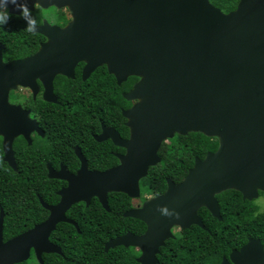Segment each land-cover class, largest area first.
<instances>
[{"label": "water", "instance_id": "obj_1", "mask_svg": "<svg viewBox=\"0 0 264 264\" xmlns=\"http://www.w3.org/2000/svg\"><path fill=\"white\" fill-rule=\"evenodd\" d=\"M35 7L67 10L69 21L63 27L45 20L34 25L32 33L45 41L31 56L3 62L0 44V135L4 162L13 170L11 143L24 121L17 117L19 108L8 102L10 90L36 78L48 82L57 74L71 77L79 62L86 63L83 78L106 66L118 86L129 77L138 81L122 94L134 102L121 113L128 139L114 131L107 136L125 149L119 164L90 172L81 161L76 174L49 168L48 178L67 183L57 193L59 203L49 207L40 200L48 218L5 242L0 209V264L25 262L31 249L40 263L42 254H60L48 238L57 223L69 222L65 212L76 203L88 206L94 197L108 212V193L138 198L139 181L160 162L161 144L176 134L216 138L218 148L196 159L180 183L167 179L162 195L124 213L143 222L145 232L109 240L105 252L137 247L139 264H157L174 226L203 228L196 215L199 207L217 216L215 194L233 189L251 200L264 191V0H239L227 14L208 0H3L0 13L19 16L22 9L33 12ZM238 256L237 264H264L256 240Z\"/></svg>", "mask_w": 264, "mask_h": 264}, {"label": "trees", "instance_id": "obj_2", "mask_svg": "<svg viewBox=\"0 0 264 264\" xmlns=\"http://www.w3.org/2000/svg\"><path fill=\"white\" fill-rule=\"evenodd\" d=\"M208 1L222 13L227 14L235 10L239 0ZM4 12L6 11L1 13ZM27 13V18L23 13L19 16L7 14V21L0 24L3 62L19 60L37 51L43 37L27 31L29 26L32 28L34 25L41 24L43 20L52 25L63 26L69 19L66 11L56 10L53 7L47 10L35 7L33 12ZM29 20L33 21L31 25ZM104 74L110 77L108 72L105 71ZM136 80L130 77L121 86H117L112 77L113 94L110 100L105 96L95 98L86 96L84 99L65 98L62 106L74 107L77 109L76 115L86 112L99 115L98 108L102 107L106 110L105 107L109 106V101L112 107L111 124L122 137H126L128 130L123 125L125 120L120 115V108L129 107L131 103L124 101L120 94L129 90ZM86 139L87 135L83 140ZM216 148V138H207L200 133H189L186 136L175 135L162 143L157 152L160 162L150 167L146 177L140 180L141 197L136 201L141 203L144 195H162L166 190V179H170L175 184L180 183L191 168L193 158L201 159L206 152H213ZM13 149L16 172L9 169L2 161L0 149V209L3 211L2 238L4 242L32 229L34 222L44 220L47 212L40 206L38 197L46 204H55L58 201L55 192L63 185L60 181L47 179L44 163L38 160L25 144L14 145ZM82 149L87 151V147ZM102 151H105L104 155H107V150L101 147H96L89 153L99 154ZM64 164L70 166L72 170L76 168L72 161L64 162ZM88 165L102 170L116 165V161L103 168L100 163H88ZM107 203L109 212L103 210L96 199H93L87 207L83 203L73 205L66 213V217L78 223V227L74 228L68 224L56 226L49 237L50 242L60 248L61 255H41L42 264H137L135 261L137 254L133 253L131 248L117 246L105 252L104 245L109 239L126 233L141 235L145 232V225L138 220L122 216L132 207V200L126 195L108 194ZM242 204V221L237 227L225 228L218 222H205L208 232L197 227L184 230L181 239H168L164 242L156 256L158 264H215L221 253H226L231 248H238L245 243L247 237L263 239L264 211L259 213L256 207L252 208V203ZM188 238L193 242L191 251H189L191 243Z\"/></svg>", "mask_w": 264, "mask_h": 264}, {"label": "flooded vegetation", "instance_id": "obj_3", "mask_svg": "<svg viewBox=\"0 0 264 264\" xmlns=\"http://www.w3.org/2000/svg\"><path fill=\"white\" fill-rule=\"evenodd\" d=\"M64 11L67 12V10H64ZM63 26H60V27H63ZM44 41L45 39L43 38L42 42ZM40 43L38 45V49L40 47ZM85 66H86V63L79 62L74 67L73 75L71 77H66L64 75L57 74V75H54L52 79L48 82H46L45 80L43 81L40 78H36L32 84L26 87L19 85L16 87V89L10 90L8 93L9 104L19 108V111H21V115H17V117L24 121L23 126H19L16 128L20 130L19 132L21 134L18 133L17 135H14L13 141L11 143V153H12L14 163L16 162L14 159V149H13L14 145L16 146L17 144H19L20 146H23V144H25L30 150V152L34 153L37 159L44 163L47 179L57 180L63 183V185H61V187L55 192L56 196L58 197V201L55 204H46L43 202V200L40 197H38V202L41 207L42 205H41L40 200L49 207L56 206L60 201V197L57 195V193L61 189L67 186V183L63 180L48 178L49 168L53 171V173H56V172H59L60 169L63 167L68 173L76 174V172L79 170L81 166V161H84L86 163V168L88 171L103 172V171H107L115 167L116 165H118L120 157L125 154L124 148L115 146L112 140L107 137L113 131L116 132L119 138L122 140H127L129 137V131L126 137H122L121 134L111 124L112 107L109 101H108L109 106L105 107L106 110L103 109L102 107L98 108L100 111L99 115L94 114V113H88V112L84 114L79 113L78 115H76L75 112L77 111V109H75L74 107L66 108L62 106V103L63 101H65V98L84 99L86 96H89V98L105 96L108 100L111 99V96L113 94V86L111 83V78L113 76L110 75L109 78L106 77V75L104 74L105 71L107 72L106 66L97 67L87 77L83 78V70ZM136 79L137 80L135 82L138 81V78ZM129 90L122 92L120 94L121 97H122V94L129 92ZM130 103L132 105L134 102H130ZM131 105L126 108H120V115L122 116L121 114L122 111L129 109ZM124 120L125 121L123 125L125 126L126 119ZM97 125H99L98 128H97ZM86 135H87V139L84 141L83 138H85ZM99 137H103L105 139L98 141L97 139ZM82 147H87V151L83 150ZM96 147L105 148V150H107L106 151L107 155H104L105 151L99 152V154L97 153L90 154L89 152H92V150L96 149ZM217 148H218V140H217ZM217 148L215 149V151L217 150ZM0 149L2 152L1 159L4 162L5 154L3 150V136L2 135H0ZM213 152H209V151L206 152L203 158L201 159L197 157L193 158L192 166L191 168L188 169V171L193 168L194 161L196 159L201 161L205 158L207 153H213ZM69 161L74 162L75 167H76L74 168V170H72V168H70V166H68L67 164L66 165L64 164V162L69 163ZM114 161H116V165H111L108 168H105L102 170L91 168L88 165V163H100L101 168H103L107 166L109 163H113ZM4 163L12 171L14 172L17 171L16 163H15L16 170H13L11 167H9L8 163L6 162ZM139 190H140V194L138 198H129L127 196L129 199L132 200V207L128 209L127 211H125L124 213L129 212L131 210L140 209L143 203L147 199L158 197V196L144 195L143 196L144 200L140 203L139 201H136V199H139L141 197L140 184H139ZM232 192H235L236 194H231ZM108 194H111V193H108ZM213 197L217 204V208H218L217 216L218 217L212 215L206 207H199L196 211V215L198 217V220L201 222L203 228L197 225H193V224L189 225L187 229H180L178 226H174L171 229V233L173 236L171 238L172 240L181 239L183 237L182 236L183 231L189 230V229L191 230L192 227H197V228H200L208 232V230L205 227V222H209V223L218 222L222 224L225 228H228L230 226L237 227L242 221V206H241L242 203H252L253 204L252 208L255 209L256 207L259 213H262L264 211V191H258L257 198H254L251 200L244 199L243 195L239 191H236L233 189H227L225 191L215 194ZM93 199L97 200V198L93 197L90 199V202ZM223 201H224L225 206L223 205ZM79 203H83V202H79ZM83 204L85 205V203ZM99 206L101 207L100 204ZM85 207L87 206L85 205ZM42 209L44 208L42 207ZM68 210L65 212L64 216L69 222H59L56 224V226L58 224H68L74 228H76L75 226L78 227V223L66 217V213L68 212ZM45 211L47 212L46 218L40 222H37V223L34 222L33 227L41 224L48 218L49 211L47 210ZM124 213L122 214L123 217H124ZM126 218H129V217H126ZM71 223H74L75 226H73V224ZM56 226H55V229H56ZM126 234H130L134 237H138L142 235V234L133 235L131 233H126ZM48 239L50 242V237ZM109 240H112V239H109ZM250 240L258 241L261 248L264 251V238L260 239V238L247 237L245 243L241 244L238 248H231L226 253H221L219 256V260L215 264H237L236 261L239 258L238 253L240 249L244 247ZM188 241L191 243V246L189 248V251H191V248H193V245H192L193 242H192V239H189V238H188ZM128 248H131L132 252L137 254L135 257V261L137 264H139L137 262V259L141 256L140 249H138L137 247H128ZM43 255L45 254H42V256ZM55 255H61V253L55 254ZM42 256H41V259H42ZM61 257L63 258V256ZM63 260L66 261V259L64 258ZM25 264H42V260L40 263L35 256L34 250L31 249L29 251V258L25 261Z\"/></svg>", "mask_w": 264, "mask_h": 264}, {"label": "clouds", "instance_id": "obj_4", "mask_svg": "<svg viewBox=\"0 0 264 264\" xmlns=\"http://www.w3.org/2000/svg\"><path fill=\"white\" fill-rule=\"evenodd\" d=\"M0 2H3V0H0ZM12 2L14 3L15 0H12ZM22 13H23L24 17L27 18V16H28L27 10L22 9ZM7 18H8V16H7L6 12L0 13V24L5 23L7 21ZM32 23H33V21L29 20V25H31ZM27 31H32V28L29 26L27 28Z\"/></svg>", "mask_w": 264, "mask_h": 264}]
</instances>
